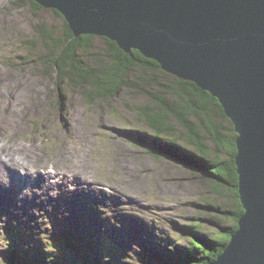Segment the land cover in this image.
Masks as SVG:
<instances>
[{"label":"rangeland","instance_id":"obj_1","mask_svg":"<svg viewBox=\"0 0 264 264\" xmlns=\"http://www.w3.org/2000/svg\"><path fill=\"white\" fill-rule=\"evenodd\" d=\"M41 23L63 35L64 21L53 9L34 10L28 0H0V153L21 162L26 145L37 147L29 155L38 151L59 166L69 161L74 167L69 174L75 173L74 164L80 165L87 178L69 181L65 188L58 177L49 188L53 196L41 189L40 194L33 193L32 183H27L26 192L19 190L25 195L19 199L18 186L7 193L15 184L7 185L10 175L15 178L9 162L3 168L4 175L10 174L1 185L4 197L0 195V264L16 253L25 256L26 264H114L101 254L102 237L111 239L121 264H157L162 259L154 253L170 252L169 243L175 248L188 246L181 237L183 227L203 223L202 230H216L213 211L202 203L217 200L231 207L233 200L212 195L199 173L176 157L163 153L159 157L129 141L139 125L138 113L129 106L146 103V96L125 86L112 101L91 100L85 88L68 79L59 83L56 70L39 61L50 54L37 35ZM93 44L90 53H82L87 62L96 58L97 62L107 50L105 37L97 36ZM145 129L136 135L145 139L151 133ZM4 200L13 203L6 208ZM216 214L226 225V219ZM8 227L13 228L12 237L6 233ZM72 231L76 235L68 239L66 234ZM84 234L93 239L86 240Z\"/></svg>","mask_w":264,"mask_h":264},{"label":"water","instance_id":"obj_2","mask_svg":"<svg viewBox=\"0 0 264 264\" xmlns=\"http://www.w3.org/2000/svg\"><path fill=\"white\" fill-rule=\"evenodd\" d=\"M74 35L139 50L217 97L237 132L244 213L208 264H264V0H35Z\"/></svg>","mask_w":264,"mask_h":264},{"label":"trees","instance_id":"obj_3","mask_svg":"<svg viewBox=\"0 0 264 264\" xmlns=\"http://www.w3.org/2000/svg\"><path fill=\"white\" fill-rule=\"evenodd\" d=\"M28 1L34 10L45 9L35 0ZM53 12L64 21L63 35L60 36L55 28L46 23L37 25L36 31L39 40L50 52L41 55L39 61L56 70L58 82L68 79L74 86L85 88L84 93L91 100L104 98L112 101L125 86L138 89L146 96L147 102L129 106L138 113L136 121L139 125L136 131L145 132V127H149L151 133L147 131V135L153 134L156 145L138 141L136 135L130 137L129 141L159 157V153L162 154L159 151H174L184 155L180 158L182 163L199 173V177L207 182L212 195L228 196L233 200L231 207L217 200L202 203L205 209L213 211L211 213L217 231L202 230L203 223L183 227L181 237L187 239L188 246L175 248L173 243H169L170 252L155 255L162 259L157 264L212 262L229 244L231 236L238 229V220L244 213L236 165L237 132L223 105L217 97L195 82L168 73L157 60L146 57L137 49L126 52L117 42L108 38H105L106 52L99 54L102 58L97 62V58L95 62H87L82 53L88 54L93 50V41L97 35L75 36L64 16L55 9ZM32 42L36 46L38 41L35 39ZM216 213L226 219V225L218 221ZM108 244L102 252L114 264L123 261L116 256L113 244L110 241ZM25 260V256L12 255L8 259L4 258L3 264H26Z\"/></svg>","mask_w":264,"mask_h":264},{"label":"bare ground","instance_id":"obj_4","mask_svg":"<svg viewBox=\"0 0 264 264\" xmlns=\"http://www.w3.org/2000/svg\"><path fill=\"white\" fill-rule=\"evenodd\" d=\"M25 84V83H24ZM7 123V122H6ZM5 125V124H4ZM8 126V125H7ZM12 126V125H9ZM19 126V125H18ZM8 128V127H7ZM1 134V133H0ZM10 134V133H9ZM1 137V136H0ZM10 138V137H9ZM1 139V138H0ZM18 143V142H17ZM5 144V143H4ZM23 144V143H22ZM26 144V143H25ZM18 145V144H17ZM37 145V144H36ZM25 145L21 146V150L24 149ZM28 148L26 150H23L22 153L24 155V158L21 162H17L12 160L11 156L12 154H9L7 156V158H4L3 153H0V181L1 183H4V180L6 179L7 176H9L10 174H14L15 178L13 179V183H15L14 181H17V183L13 184L11 187H7V191L10 192V190H13L15 186H18V188L15 190L17 193H15V197L16 198H22L23 196H25L24 194H21L19 192V190L22 188L21 185H23V187L27 186V183H32V187H31V191L33 193L40 194L41 192H39L38 190L41 189L42 191H45L46 193H50L53 196L52 191L49 189L51 187H53L52 184L56 183L57 181H53L55 179L59 178L63 181H61L60 183L63 185V187H66V184L69 181H85L87 176L84 174L85 172H80V165L74 164L75 166V173H71L69 174L70 168L71 167V162H64L63 166H59V165H53L48 163L45 159L41 158V155L38 154L37 151V155L32 157L31 155H29L31 152H35L38 148L37 147H33V146H29L26 145ZM1 147V146H0ZM5 147V146H4ZM7 147V146H6ZM41 149V148H40ZM61 150V149H59ZM59 150L56 149V152H59ZM44 151V150H41ZM61 152H63L61 150ZM69 151H66L65 154H63L64 156L67 157ZM64 153V152H63ZM45 154V153H44ZM69 156V155H68ZM78 159V158H77ZM21 160V159H20ZM10 162V174H7L4 176L3 173V168L7 165H9ZM113 163V162H112ZM74 168V167H73ZM72 168V169H73ZM54 169V171L52 170ZM54 172L57 173V175L54 174ZM78 173H81L82 175L79 177H74V175L78 176ZM71 175V176H67ZM89 180V179H88ZM86 182V181H85ZM78 184V182H76ZM75 183V184H76ZM21 184V185H20ZM69 185V184H68ZM90 184H88L89 187ZM96 186V185H95ZM93 188V187H92ZM30 189V188H29ZM60 192V191H59ZM74 192V188L71 189V193ZM43 193V192H42ZM19 194V196H17ZM66 194V193H65ZM87 194V193H86ZM64 195V194H63ZM83 195V194H82ZM35 196V195H34ZM90 196V195H89ZM75 198V197H74ZM105 198V197H104ZM17 201V200H14ZM1 203L3 204V206H5L6 208L9 207V203H13L9 202L8 200H4L1 201ZM50 203V202H48ZM75 203V202H74ZM82 203V202H81ZM95 204V203H94ZM25 209V208H24ZM24 211V210H23ZM40 212V211H39ZM57 212V211H56ZM26 216V215H25ZM23 217V215H22ZM29 217V216H28ZM60 217V216H59ZM54 218V217H53ZM33 220V219H32ZM36 220V219H35ZM62 229V228H61Z\"/></svg>","mask_w":264,"mask_h":264}]
</instances>
